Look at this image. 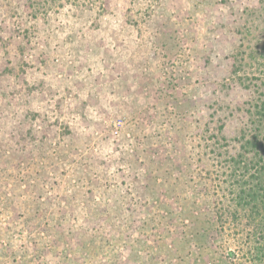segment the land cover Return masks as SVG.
<instances>
[{
	"label": "rangeland",
	"instance_id": "rangeland-1",
	"mask_svg": "<svg viewBox=\"0 0 264 264\" xmlns=\"http://www.w3.org/2000/svg\"><path fill=\"white\" fill-rule=\"evenodd\" d=\"M263 94L264 0H0V264H247Z\"/></svg>",
	"mask_w": 264,
	"mask_h": 264
},
{
	"label": "trees",
	"instance_id": "trees-1",
	"mask_svg": "<svg viewBox=\"0 0 264 264\" xmlns=\"http://www.w3.org/2000/svg\"><path fill=\"white\" fill-rule=\"evenodd\" d=\"M45 1L49 6L55 0ZM246 110L239 144L227 160L232 182L226 208L230 223H242L247 264H264V97Z\"/></svg>",
	"mask_w": 264,
	"mask_h": 264
}]
</instances>
